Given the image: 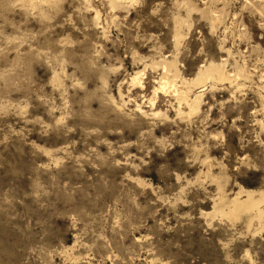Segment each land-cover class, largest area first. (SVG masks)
Wrapping results in <instances>:
<instances>
[{"label": "rangeland", "instance_id": "obj_1", "mask_svg": "<svg viewBox=\"0 0 264 264\" xmlns=\"http://www.w3.org/2000/svg\"><path fill=\"white\" fill-rule=\"evenodd\" d=\"M0 264H264V0H0Z\"/></svg>", "mask_w": 264, "mask_h": 264}]
</instances>
